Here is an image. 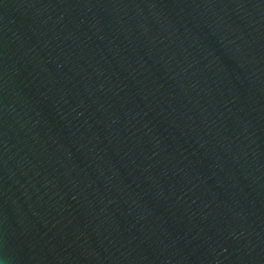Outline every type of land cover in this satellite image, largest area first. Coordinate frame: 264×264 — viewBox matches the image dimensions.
I'll return each instance as SVG.
<instances>
[{"label":"water","instance_id":"water-1","mask_svg":"<svg viewBox=\"0 0 264 264\" xmlns=\"http://www.w3.org/2000/svg\"><path fill=\"white\" fill-rule=\"evenodd\" d=\"M0 264H264V0H0Z\"/></svg>","mask_w":264,"mask_h":264}]
</instances>
